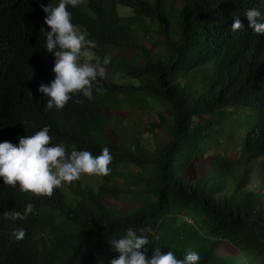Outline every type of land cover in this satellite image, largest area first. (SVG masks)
Listing matches in <instances>:
<instances>
[{
  "label": "trees",
  "instance_id": "obj_1",
  "mask_svg": "<svg viewBox=\"0 0 264 264\" xmlns=\"http://www.w3.org/2000/svg\"><path fill=\"white\" fill-rule=\"evenodd\" d=\"M55 2L0 0V142L18 144L49 126L57 143L93 155L108 147L111 171L100 175L96 192L80 179L68 183L70 196L54 189L38 197L0 178V264H108L118 257L110 241L129 227L148 230L149 255L158 247L177 258L196 251L199 264H264V195L248 188L264 180V34L247 29L243 15L264 11V0H83L69 8L72 22L96 42L94 56H111L105 68L131 83L103 78L104 91H94L92 101L76 94L63 109L46 111L38 89L55 74L54 54L43 48L41 29H49L41 5ZM235 17L245 31L231 30ZM163 106L172 125L159 114L152 127L171 141L150 154L115 113ZM203 161L208 173L194 179L190 167ZM126 163L149 177L124 174ZM121 178L123 187L115 183ZM143 183L131 214L105 206ZM30 202L36 211L26 220L3 219ZM17 227L26 232L19 241L11 236ZM223 248L236 256L220 257Z\"/></svg>",
  "mask_w": 264,
  "mask_h": 264
},
{
  "label": "clouds",
  "instance_id": "obj_2",
  "mask_svg": "<svg viewBox=\"0 0 264 264\" xmlns=\"http://www.w3.org/2000/svg\"><path fill=\"white\" fill-rule=\"evenodd\" d=\"M83 0H56L55 4L41 5L46 13L44 23L49 30L41 29L45 43L44 49L54 54L53 81L42 84L38 91L47 97L45 110L63 109L76 94L88 101L93 100V92L102 93L100 79L106 75L105 66L111 63V56H94L92 49L96 42L87 38L72 20L69 8L75 9ZM243 15L248 21L247 29L257 35L264 34V11L259 7L247 9ZM231 30L245 31L246 27L239 17L234 18ZM82 104V99L75 100ZM45 126L33 135L22 136L18 144L0 142V178L12 188H18L35 196H51L54 189L63 184L78 181L82 174L108 175L113 156L108 147H103L99 155L88 150L78 149L76 144L66 146L56 143ZM36 211L33 203H27L23 211L10 210L2 217L4 220L24 221ZM26 235L22 227L14 228L11 236L22 240ZM118 257L108 264H199L200 256L196 251H187L177 258L173 251H162L154 247L149 255L150 239L148 230L137 232L127 228L125 235L110 241Z\"/></svg>",
  "mask_w": 264,
  "mask_h": 264
},
{
  "label": "rangeland",
  "instance_id": "obj_3",
  "mask_svg": "<svg viewBox=\"0 0 264 264\" xmlns=\"http://www.w3.org/2000/svg\"><path fill=\"white\" fill-rule=\"evenodd\" d=\"M129 9H119L120 15H128ZM79 30L84 32V29L79 27ZM86 34V33H85ZM162 42V40H161ZM158 50L163 53L164 49L162 47H159ZM92 51V50H91ZM93 52V51H92ZM165 53V52H164ZM141 65H143V62H139ZM104 80L107 83H114L115 81H119L122 83H131L129 80H124L122 78L117 79L115 73L110 70L106 69V75L104 77ZM136 107L135 110L132 111V115H129V108H124L123 111H116L117 117H119L120 120V126L122 128V131L131 134L135 133L138 135L141 143V148L146 149L149 151L150 154L154 153L153 151L157 148L158 144H161L163 146H166L170 143V137L168 133L163 129H154L152 125L158 123L159 114H163L166 117H168V124L172 125V117H171V110L168 106H163L161 108H146L143 110H140V108ZM109 116H113V113H107ZM154 133V135H153ZM112 141L115 143H119L120 137L116 134H113L111 136ZM57 143V142H56ZM131 152L137 154L138 150L135 147L131 148ZM261 164H264V159L261 160ZM190 169L193 171L192 177L194 179H202L206 176L208 173V167L207 162H199L190 167ZM121 171L128 175V176H139L141 175L144 177V179H147L149 177V173L147 171H139V169L133 165L132 163H126ZM81 184L83 187H90L93 189V191H97L100 184H101V178L100 175H88V174H82L80 178ZM125 180L123 178L117 180L115 183L118 184L120 187H123ZM146 188V184H138L137 186H130V194L125 193L121 196L120 199H113L109 198L105 200V206L108 208H111L112 211L115 213L120 214V216H127L134 212L136 209L139 208V192H143ZM248 188H254L257 192L262 193L264 195V180L261 179H255L250 182ZM63 193L70 196V191L68 189V183L63 184L60 188ZM237 251L235 249H228L223 248V250L219 253V256L222 258L226 257H234L236 256Z\"/></svg>",
  "mask_w": 264,
  "mask_h": 264
}]
</instances>
